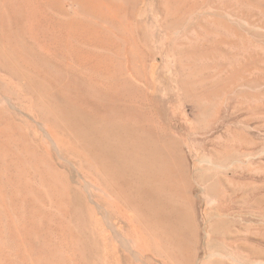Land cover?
I'll return each instance as SVG.
<instances>
[{"label":"rangeland","instance_id":"rangeland-1","mask_svg":"<svg viewBox=\"0 0 264 264\" xmlns=\"http://www.w3.org/2000/svg\"><path fill=\"white\" fill-rule=\"evenodd\" d=\"M0 264H264V0H0Z\"/></svg>","mask_w":264,"mask_h":264},{"label":"bare ground","instance_id":"bare-ground-1","mask_svg":"<svg viewBox=\"0 0 264 264\" xmlns=\"http://www.w3.org/2000/svg\"><path fill=\"white\" fill-rule=\"evenodd\" d=\"M119 235V231L118 232H116V236H118ZM132 245V244H131Z\"/></svg>","mask_w":264,"mask_h":264}]
</instances>
